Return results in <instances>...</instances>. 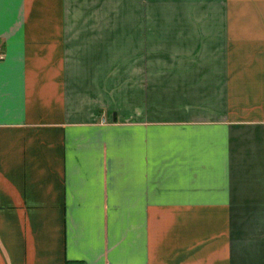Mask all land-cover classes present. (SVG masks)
Here are the masks:
<instances>
[{
  "label": "crops",
  "instance_id": "obj_1",
  "mask_svg": "<svg viewBox=\"0 0 264 264\" xmlns=\"http://www.w3.org/2000/svg\"><path fill=\"white\" fill-rule=\"evenodd\" d=\"M0 264H264V0H0Z\"/></svg>",
  "mask_w": 264,
  "mask_h": 264
},
{
  "label": "built area",
  "instance_id": "obj_2",
  "mask_svg": "<svg viewBox=\"0 0 264 264\" xmlns=\"http://www.w3.org/2000/svg\"><path fill=\"white\" fill-rule=\"evenodd\" d=\"M2 58V55L0 54V59Z\"/></svg>",
  "mask_w": 264,
  "mask_h": 264
}]
</instances>
